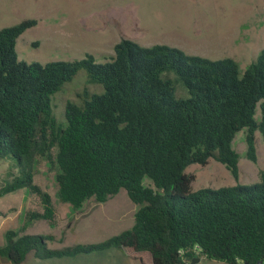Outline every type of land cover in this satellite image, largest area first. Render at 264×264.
<instances>
[{
  "label": "trees",
  "instance_id": "1",
  "mask_svg": "<svg viewBox=\"0 0 264 264\" xmlns=\"http://www.w3.org/2000/svg\"><path fill=\"white\" fill-rule=\"evenodd\" d=\"M36 24L26 19L0 30V161L15 159L20 173L0 196L27 189L42 203L41 212L26 213L19 231L6 232L0 256L22 264L30 253L48 260L119 249L138 264H198L202 258L264 264V171L250 186L197 191L191 188L195 175L186 173L213 159L238 180L241 156L232 144L242 130L246 157L257 162L264 50L244 72L230 58L214 61L127 39L104 63L91 54L66 62L20 61L17 39ZM80 70L101 92L85 89L80 103L67 102L58 120L50 100ZM178 82L189 97H177ZM39 159L55 170L61 203L79 210L125 190L139 206L134 224L101 243L62 249L48 247L52 235L20 234L34 221L55 218L51 197L33 181Z\"/></svg>",
  "mask_w": 264,
  "mask_h": 264
},
{
  "label": "rangeland",
  "instance_id": "2",
  "mask_svg": "<svg viewBox=\"0 0 264 264\" xmlns=\"http://www.w3.org/2000/svg\"><path fill=\"white\" fill-rule=\"evenodd\" d=\"M26 19L37 22L16 42L18 59L27 63L74 61L87 54L104 63L114 55L115 45L127 39L143 47L166 45L214 61L230 58L244 72L264 50V0H0V30ZM171 78L176 76L172 74ZM87 80V72L80 70L52 96L50 105L58 120L63 118L67 102L80 103L79 94L85 89L91 94L101 92ZM176 95L190 96L180 82L176 83ZM256 117L260 118L259 109ZM245 135V130L238 132L232 144L241 156L238 180L211 159L205 166L192 164L186 169V173L195 175L193 191L250 186L261 181L264 135L256 133V163L246 157ZM19 175L15 159L0 161V191ZM33 181L51 197L55 218L52 223L34 221L20 234L52 235L50 249L101 243L134 224L139 206L129 200L125 190L104 203L91 199L74 210L58 200L55 170L45 160L35 164ZM143 184L153 186L148 178ZM41 211V200L27 189L1 195L0 247L6 243V232L20 230L27 212ZM128 251L110 249L48 260H37L30 253L22 264H138L128 257ZM0 264L9 262L0 256ZM202 264L225 263L203 258Z\"/></svg>",
  "mask_w": 264,
  "mask_h": 264
},
{
  "label": "crops",
  "instance_id": "3",
  "mask_svg": "<svg viewBox=\"0 0 264 264\" xmlns=\"http://www.w3.org/2000/svg\"><path fill=\"white\" fill-rule=\"evenodd\" d=\"M203 258L201 259V261L198 264H202Z\"/></svg>",
  "mask_w": 264,
  "mask_h": 264
}]
</instances>
